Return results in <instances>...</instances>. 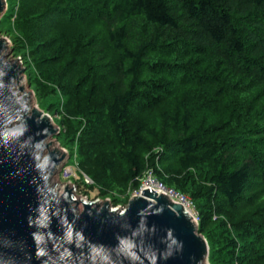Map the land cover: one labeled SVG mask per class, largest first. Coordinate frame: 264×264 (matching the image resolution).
Here are the masks:
<instances>
[{
    "label": "trees",
    "instance_id": "16d2710c",
    "mask_svg": "<svg viewBox=\"0 0 264 264\" xmlns=\"http://www.w3.org/2000/svg\"><path fill=\"white\" fill-rule=\"evenodd\" d=\"M5 2L84 190L117 202L150 170L193 201L209 264H264V0Z\"/></svg>",
    "mask_w": 264,
    "mask_h": 264
},
{
    "label": "water",
    "instance_id": "95a60500",
    "mask_svg": "<svg viewBox=\"0 0 264 264\" xmlns=\"http://www.w3.org/2000/svg\"><path fill=\"white\" fill-rule=\"evenodd\" d=\"M5 11L0 0V18ZM6 43L0 39V264H209L191 217L161 193L144 190L119 212L50 187L65 156L45 142L58 130L30 107L19 87L24 70L5 59Z\"/></svg>",
    "mask_w": 264,
    "mask_h": 264
},
{
    "label": "rangeland",
    "instance_id": "374dc122",
    "mask_svg": "<svg viewBox=\"0 0 264 264\" xmlns=\"http://www.w3.org/2000/svg\"><path fill=\"white\" fill-rule=\"evenodd\" d=\"M6 12H7V7L5 13L0 18V22L1 19L5 16ZM8 36L9 35H8L7 27L6 28L0 27V39H5L6 41H8V43L6 44L7 49L3 53L5 59L9 62L17 61L18 64L21 65V68L24 70V73L22 75V81L20 82L19 87L24 90V93L30 95L29 97L30 107L36 108L37 110L41 111L44 115H47L51 119L52 125L58 130V135L51 137L50 138L51 140L49 139L48 143L51 145H56L57 149L63 153V156H65V158L57 167L56 171L54 172V175L49 179L50 187L54 188L55 191L57 190L59 191V188L61 186L62 187L67 186L68 188L73 190L72 196L73 199L77 202L86 201V202L98 203V204L107 202L111 210L119 211V212L122 211L126 207L128 202L127 201L125 204H123L126 199V196L128 198V190L130 185L128 186L127 188L128 190H126L125 194L122 195L115 194L112 196L115 199H118L117 202H112L110 198L111 196L102 195L97 189L93 191L84 190V188L80 185V180H79L80 175H82L81 178H83V181H85V183L88 181L90 184L91 182L79 170L78 161H77V152L70 151L68 146L63 147L64 143L58 139L59 134L64 133V130L61 128L62 125L59 124L62 116L61 115L59 116L58 113L52 111V109L46 110L44 108H41L39 96L36 95L33 92V90L30 88L31 86L29 85L28 77L26 74L27 68H25V64L23 63L24 62V59L22 58L23 56L14 55L13 44L9 40ZM75 143H77V141H74V144ZM78 209L80 210V205L78 206Z\"/></svg>",
    "mask_w": 264,
    "mask_h": 264
},
{
    "label": "built area",
    "instance_id": "2783aa9c",
    "mask_svg": "<svg viewBox=\"0 0 264 264\" xmlns=\"http://www.w3.org/2000/svg\"><path fill=\"white\" fill-rule=\"evenodd\" d=\"M86 184H89V182L87 181ZM139 184L140 185L138 189L128 190L129 199L139 197L142 191L147 189L150 193L151 191L157 195L161 193V195L166 197L171 203H176L177 205L181 206L183 210L191 217L193 223L197 228L198 215L195 210V205L189 197L173 189L165 187L159 180L155 178L154 174L150 170L146 171L143 174L142 178L139 181Z\"/></svg>",
    "mask_w": 264,
    "mask_h": 264
},
{
    "label": "bare ground",
    "instance_id": "6f19581e",
    "mask_svg": "<svg viewBox=\"0 0 264 264\" xmlns=\"http://www.w3.org/2000/svg\"><path fill=\"white\" fill-rule=\"evenodd\" d=\"M6 44H7V43H6ZM6 48H7V47H6ZM19 84H20V83H19ZM22 90H23V89H22ZM23 92H24V90H23ZM50 138H51V137H50ZM50 138H49V139H50ZM49 139H48V140H49ZM48 140H46V142H45V144H47V145L49 144V143H48ZM50 140H51V139H50ZM48 151H55V152L58 153L60 156H63V153H62L60 150L57 149L56 145H51V144H50L49 147H48ZM45 153H47V150L44 151V154H45ZM61 162H62V160H61ZM61 162H59V164H60ZM58 166H59V165H58ZM58 166H57V167H58ZM57 167H56V169H57ZM56 169H55V171H56ZM64 189H65V187H62V186H61V187L59 188L58 193L61 194V192H63ZM80 209H81V205H80Z\"/></svg>",
    "mask_w": 264,
    "mask_h": 264
}]
</instances>
